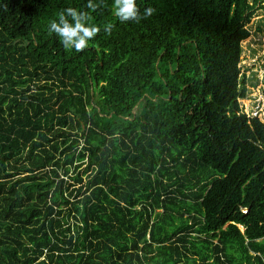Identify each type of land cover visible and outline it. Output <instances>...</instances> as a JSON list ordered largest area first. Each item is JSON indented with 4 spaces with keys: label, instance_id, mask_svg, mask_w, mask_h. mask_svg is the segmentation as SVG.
<instances>
[{
    "label": "trees",
    "instance_id": "1",
    "mask_svg": "<svg viewBox=\"0 0 264 264\" xmlns=\"http://www.w3.org/2000/svg\"><path fill=\"white\" fill-rule=\"evenodd\" d=\"M136 2L0 0V264H264V121L238 100L264 0ZM67 7L100 28L80 52L48 32Z\"/></svg>",
    "mask_w": 264,
    "mask_h": 264
},
{
    "label": "clouds",
    "instance_id": "2",
    "mask_svg": "<svg viewBox=\"0 0 264 264\" xmlns=\"http://www.w3.org/2000/svg\"><path fill=\"white\" fill-rule=\"evenodd\" d=\"M98 5L92 0H87V8L96 11ZM113 13L121 23L128 21L139 22L141 19L150 17L155 9L147 7L141 15L136 0H113ZM57 19L49 22L48 32L55 33L66 50L75 49L77 52L83 51L89 46V41L93 40L100 28L89 23L90 16L87 12L79 11L73 7H67L57 14ZM114 25H105V32L110 34Z\"/></svg>",
    "mask_w": 264,
    "mask_h": 264
},
{
    "label": "rangeland",
    "instance_id": "3",
    "mask_svg": "<svg viewBox=\"0 0 264 264\" xmlns=\"http://www.w3.org/2000/svg\"><path fill=\"white\" fill-rule=\"evenodd\" d=\"M250 34L242 41L241 70L247 76V94L239 103L247 115L264 121V8L258 7L247 23ZM255 83V84H252Z\"/></svg>",
    "mask_w": 264,
    "mask_h": 264
}]
</instances>
